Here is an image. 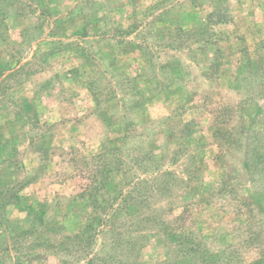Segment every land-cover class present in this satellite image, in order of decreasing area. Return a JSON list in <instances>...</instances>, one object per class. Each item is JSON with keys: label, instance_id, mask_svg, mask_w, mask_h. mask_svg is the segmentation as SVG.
<instances>
[{"label": "rangeland", "instance_id": "obj_1", "mask_svg": "<svg viewBox=\"0 0 264 264\" xmlns=\"http://www.w3.org/2000/svg\"><path fill=\"white\" fill-rule=\"evenodd\" d=\"M0 264H264V0H0Z\"/></svg>", "mask_w": 264, "mask_h": 264}]
</instances>
